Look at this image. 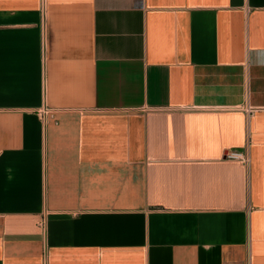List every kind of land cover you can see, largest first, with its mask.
I'll return each mask as SVG.
<instances>
[{
	"label": "crops",
	"instance_id": "crops-1",
	"mask_svg": "<svg viewBox=\"0 0 264 264\" xmlns=\"http://www.w3.org/2000/svg\"><path fill=\"white\" fill-rule=\"evenodd\" d=\"M0 264H264V0H0Z\"/></svg>",
	"mask_w": 264,
	"mask_h": 264
},
{
	"label": "built area",
	"instance_id": "built-area-1",
	"mask_svg": "<svg viewBox=\"0 0 264 264\" xmlns=\"http://www.w3.org/2000/svg\"><path fill=\"white\" fill-rule=\"evenodd\" d=\"M227 158L232 160H238L242 163L248 164L250 161V155L247 148H244L242 150L238 149H229L226 155ZM46 219H43L41 221V225L45 227Z\"/></svg>",
	"mask_w": 264,
	"mask_h": 264
}]
</instances>
